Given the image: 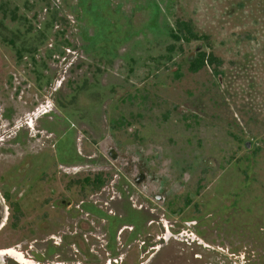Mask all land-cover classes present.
Returning a JSON list of instances; mask_svg holds the SVG:
<instances>
[{"label": "rangeland", "instance_id": "374dc122", "mask_svg": "<svg viewBox=\"0 0 264 264\" xmlns=\"http://www.w3.org/2000/svg\"><path fill=\"white\" fill-rule=\"evenodd\" d=\"M0 205L35 264H264V0H0Z\"/></svg>", "mask_w": 264, "mask_h": 264}, {"label": "trees", "instance_id": "16d2710c", "mask_svg": "<svg viewBox=\"0 0 264 264\" xmlns=\"http://www.w3.org/2000/svg\"><path fill=\"white\" fill-rule=\"evenodd\" d=\"M171 36L174 40H182L186 38L187 42L192 40L193 33L191 28L185 21H177L176 26L171 28ZM174 45L171 46V49ZM219 64V59L214 56L213 53H207L206 51H199L196 57L190 62L189 71L196 73L203 69L205 66ZM89 180V179H87ZM96 187H101L104 184V180L101 176H97L95 179Z\"/></svg>", "mask_w": 264, "mask_h": 264}, {"label": "flooded vegetation", "instance_id": "af4514ba", "mask_svg": "<svg viewBox=\"0 0 264 264\" xmlns=\"http://www.w3.org/2000/svg\"><path fill=\"white\" fill-rule=\"evenodd\" d=\"M135 175H134V181L135 182H137L138 184L140 183H143V182H147V183H149L150 182V180H149V178H148V176L146 175V173H141V172H139L138 173V170H137V172L136 173H134ZM151 187H153V185L151 186ZM155 190V189H154ZM149 193L150 194H152L151 193V191H149ZM154 194V193H153ZM153 197H154V199H156V200H159V201H163L164 200V197H163V195H161V194H158V193H155L154 195H153ZM0 207H2V205H0ZM3 209V208H2ZM2 209H0V214H2L3 213V210ZM2 221H3V217L0 215V229L2 228V226L4 225L3 223H2ZM2 223V224H1ZM52 249H53V246H48V254L50 253L51 254V251H52ZM10 250H12V249H9L8 250V248H2V249H0V264H7L6 263V259H5V257H8V258H12V259H14L15 260V262L17 263V264H35V262H34V260H31V259H29L26 255H25V253L24 252H21V251H17V250H15L16 251V254L17 255H14L13 253H9L8 251H10ZM5 252V253H4ZM21 259H20V258ZM113 262H118V261H113ZM36 264H38V263H36ZM40 264V263H39ZM49 264H66V263H64V262H59V261H52L51 263H49ZM70 264V263H69ZM72 264H76L75 262H73ZM77 264H80L79 262L77 263ZM110 264H112V262L110 261Z\"/></svg>", "mask_w": 264, "mask_h": 264}, {"label": "water", "instance_id": "95a60500", "mask_svg": "<svg viewBox=\"0 0 264 264\" xmlns=\"http://www.w3.org/2000/svg\"><path fill=\"white\" fill-rule=\"evenodd\" d=\"M111 157L115 158V152L114 151L111 152ZM1 209H2V207H1Z\"/></svg>", "mask_w": 264, "mask_h": 264}, {"label": "bare ground", "instance_id": "6f19581e", "mask_svg": "<svg viewBox=\"0 0 264 264\" xmlns=\"http://www.w3.org/2000/svg\"><path fill=\"white\" fill-rule=\"evenodd\" d=\"M14 251V250H13ZM8 252H10V251H8ZM12 252V251H11ZM5 253V252H4ZM17 255V254H16ZM20 258V257H19ZM21 259V258H20Z\"/></svg>", "mask_w": 264, "mask_h": 264}]
</instances>
